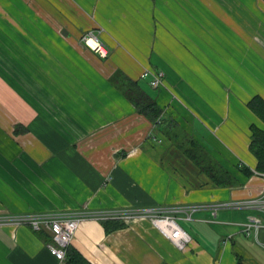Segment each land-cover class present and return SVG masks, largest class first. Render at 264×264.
I'll use <instances>...</instances> for the list:
<instances>
[{
    "label": "crops",
    "instance_id": "1",
    "mask_svg": "<svg viewBox=\"0 0 264 264\" xmlns=\"http://www.w3.org/2000/svg\"><path fill=\"white\" fill-rule=\"evenodd\" d=\"M93 20L123 41L105 32L108 58L92 50L95 64L80 52L62 63L55 40L101 26ZM12 27L17 51L4 44ZM17 59L20 71L11 69ZM146 67L162 73V86L141 77ZM118 69L156 98L157 123L111 82ZM257 98L264 102V0H0V216L264 196L251 150L252 125L264 129ZM17 124L32 132L15 133ZM193 141L238 183H214L189 156ZM232 209L179 213L192 236L185 249L142 216L110 232L85 219L71 246L92 264H264V225L258 236L244 227L254 216L264 222V211ZM51 243L49 229L0 223V264H69Z\"/></svg>",
    "mask_w": 264,
    "mask_h": 264
},
{
    "label": "built area",
    "instance_id": "2",
    "mask_svg": "<svg viewBox=\"0 0 264 264\" xmlns=\"http://www.w3.org/2000/svg\"><path fill=\"white\" fill-rule=\"evenodd\" d=\"M91 37H95L97 39L95 45H92L89 42ZM87 40V43L91 46L94 52L98 53L103 58L108 55L109 48L97 35H91ZM141 77L149 78L150 84L153 87H160L163 84L162 73H157L150 69H146L142 73ZM194 206H206L205 208L212 209L215 212L226 208H252L261 212L264 210V197L258 196L240 201H216L210 204ZM191 208V205L155 206L130 208L131 213L126 214L115 213L104 215L102 212H91L90 215H93V217L121 215L126 217L128 221L137 216L146 217L150 220L151 224L176 247L179 249H185L191 241L192 236L180 223L179 218H182V216H179V213H181L180 211H185L184 218L191 219L192 213L189 212ZM78 212L79 211H77V213ZM83 215H74L73 213L67 211L62 212L61 214H53L52 216L44 212L25 213L21 215L12 214L0 216V223L29 224L35 230L49 229L53 234L54 239V243L50 244L51 251L59 259H65L67 249L71 244L76 231L79 229L82 220L85 218L82 217ZM263 225L264 222L262 217L254 216L250 222L245 223L244 227L248 231H254L258 236L259 230L263 227Z\"/></svg>",
    "mask_w": 264,
    "mask_h": 264
},
{
    "label": "trees",
    "instance_id": "3",
    "mask_svg": "<svg viewBox=\"0 0 264 264\" xmlns=\"http://www.w3.org/2000/svg\"><path fill=\"white\" fill-rule=\"evenodd\" d=\"M110 80L129 100L133 102L140 113L145 114L157 123L158 119L162 115V108L156 101V98L147 92L138 81L130 78L121 69L116 70L111 75ZM257 101L255 109L261 112V115L264 117V102L259 98H257ZM258 105H260L261 108H259ZM21 131H25L24 126L17 124L15 132L19 133ZM252 131L251 150L258 159L256 169L260 172H264V129L259 128L256 125H252ZM183 141L180 140L178 143L180 148L184 147L185 140ZM190 146L192 147L190 149L191 153L189 156L195 161L201 170L212 179L214 183L219 186H229L234 183H238L237 178L223 166L214 163L210 155L206 153L205 150H203L202 153L197 152L196 147L198 146L195 141L191 142L189 147L186 146V149L188 150ZM245 174L247 176H251L253 175V171L247 168L245 169ZM103 223L105 229L109 232L125 225L123 220L117 219H108L103 221ZM66 257L69 264H92L78 249L72 246L68 248Z\"/></svg>",
    "mask_w": 264,
    "mask_h": 264
},
{
    "label": "rangeland",
    "instance_id": "4",
    "mask_svg": "<svg viewBox=\"0 0 264 264\" xmlns=\"http://www.w3.org/2000/svg\"><path fill=\"white\" fill-rule=\"evenodd\" d=\"M246 3H252V4H257V0H244ZM79 16V15H77ZM29 17H31L29 15ZM49 19L51 20V16L49 13L47 14H43V19L44 21L46 19ZM101 21V20H100ZM99 21V22H100ZM94 24L96 23L97 25L99 24L98 22H95L93 20ZM101 26H98V27H85V29H80V31L78 30H74V28H70V30L73 32L72 36L68 37V38H63L59 41H56L55 40V48L57 50H59V54H60V57H62L60 60L62 61V63L64 64H68V63H73L74 62V59L71 61V57L75 55V53L77 52H80L82 53L84 56H87V57H91V60H92V63L95 64V56H92L91 53H94L93 49L91 48V46H89V44L87 43V39L91 36V35H97L100 40H102L105 32L106 33H109L110 32H113L116 34V36L121 39H122V36L119 37V34L117 32L118 29H113V28H110V29H106V25L105 26H102L104 25L102 22H100ZM99 24V25H100ZM8 28H10V24L7 25ZM35 32V27H33L32 25L29 26V32ZM63 32L64 33H67V29H63ZM75 32V33H74ZM11 37L8 39H6L5 41V45L7 43H12L11 44V48H12V51H17L19 49V43L16 42L17 40V37L19 36V32L16 28L12 27L11 29ZM102 36V37H101ZM49 38H46L45 37V41H44V46H43V49L45 51V57H47V55L51 54V51H53V42H47ZM103 41V40H102ZM119 43H115V47L120 49L119 47L121 45H118ZM17 49V50H16ZM93 50V51H92ZM39 51V49H38ZM109 51V49H108ZM112 51V50H110ZM39 53V52H38ZM96 53V52H95ZM94 53V54H95ZM28 62H34V57L36 55V47L34 46L33 42L31 39H29V44H28ZM65 54V55H64ZM93 54V55H94ZM98 54V53H97ZM99 55V54H98ZM110 55V52L108 53V55L105 57V58H108ZM11 56H14V54L12 53ZM100 56V55H99ZM75 58V57H74ZM8 61V60H7ZM81 62H83V60L81 59L80 60ZM85 61H88L87 58L85 59ZM46 62V61H45ZM37 62L35 61V64ZM148 67H146L144 70H146ZM11 69H18L19 70V67H18V59H17V63L14 65V67H11ZM149 69V68H148ZM152 70V69H151ZM20 71V70H19ZM44 81L45 83L47 82V79L46 77H44ZM30 85V82L28 81V86ZM29 89V87H28ZM151 91H156V89H152ZM29 92H31L32 94H36V92L32 89V87L29 89ZM124 94V93H123ZM13 98V97H12ZM32 99H34L32 97ZM14 100V99H13ZM32 115H35L34 114V110L32 112V114H28L27 117H28V121L29 119L31 118L30 116ZM35 122V118L33 120H31V123H27V125L29 124H33ZM16 128V126H15ZM24 132H32V130H30L29 128H25V131ZM16 133V132H15ZM27 133V134H28ZM34 133V131H33ZM26 134V133H25ZM264 197V196H263ZM179 205V204H177ZM192 206V208L189 210V212H191L192 214L197 211V210H202V209H207L205 208L206 206H199V207H195L194 205L195 204H189ZM202 205V204H200ZM204 205V204H203ZM131 207H119V208H110V209H97V210H92V209H78V210H67V212H70V213H73L74 215H78V214H81L83 215L82 217H85L82 222L85 220V219H89V218H93V219H99L100 221H105V220H108V219H117V220H123L124 222H128V219L124 216H121V215H114V216H106V217H93V215H90V213H94V212H102L104 213V215H109V214H115V213H119V214H126V213H131V210H130ZM209 209V208H208ZM77 211H79L77 213ZM264 211V210H263ZM44 213H48L49 215H53V214H61L63 211H43ZM181 213H184L185 214V211H180ZM231 212H235V209H224V210H221L220 211V214L221 213H231ZM27 213H39V212H27ZM21 214H25V212H21V213H15L14 215H21ZM71 215V214H70ZM75 217V216H73ZM222 217V215H221ZM77 218V217H75ZM181 219V218H179ZM184 219H188V218H184ZM1 222V221H0ZM81 222V223H82ZM14 224V223H13ZM31 226V225H30ZM263 228V227H262ZM72 243V242H71ZM71 246V244L69 245V247ZM68 247V248H69ZM68 250V249H67Z\"/></svg>",
    "mask_w": 264,
    "mask_h": 264
},
{
    "label": "bare ground",
    "instance_id": "5",
    "mask_svg": "<svg viewBox=\"0 0 264 264\" xmlns=\"http://www.w3.org/2000/svg\"><path fill=\"white\" fill-rule=\"evenodd\" d=\"M89 42L92 44V45H95L96 42H97V39L95 37H91Z\"/></svg>",
    "mask_w": 264,
    "mask_h": 264
}]
</instances>
